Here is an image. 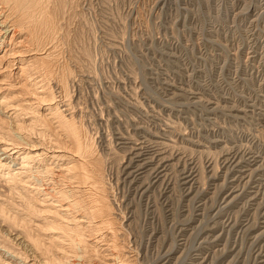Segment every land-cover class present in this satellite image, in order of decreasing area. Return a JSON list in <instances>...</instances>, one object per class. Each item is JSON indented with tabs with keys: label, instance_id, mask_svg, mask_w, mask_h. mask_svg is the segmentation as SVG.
I'll return each instance as SVG.
<instances>
[{
	"label": "rangeland",
	"instance_id": "rangeland-1",
	"mask_svg": "<svg viewBox=\"0 0 264 264\" xmlns=\"http://www.w3.org/2000/svg\"><path fill=\"white\" fill-rule=\"evenodd\" d=\"M25 1L0 0V264H264V0Z\"/></svg>",
	"mask_w": 264,
	"mask_h": 264
},
{
	"label": "bare ground",
	"instance_id": "bare-ground-1",
	"mask_svg": "<svg viewBox=\"0 0 264 264\" xmlns=\"http://www.w3.org/2000/svg\"><path fill=\"white\" fill-rule=\"evenodd\" d=\"M14 3H16V7H17V5H19L20 4V2H22V4L24 5L25 3H23L24 2V0L22 1V0H12ZM30 3L28 4L26 1V3L29 5L28 7H30V4H31V1H34V0H28ZM18 3V4H17ZM36 2L34 1V4H35ZM21 4V5H22ZM33 4V3H32ZM21 5H20V7H21ZM26 5V4H25ZM32 6H34V5H31V7ZM25 6H23L22 8H24ZM17 8H19V6L17 7ZM21 9V8H20ZM27 9V8H26ZM25 8L23 9V10H26ZM29 9V8H28ZM32 9V8H31ZM34 9V8H33ZM30 10V9H29ZM21 11H22V9H21ZM26 11H28V10H26ZM26 11L25 12H23V13H26ZM31 11H33V10H31ZM34 12V11H33ZM36 12V11H35ZM241 12V11H240ZM29 13V12H28ZM30 13H32V12H30ZM27 14V13H26ZM210 52V51H209ZM224 52V51H223ZM235 56V55H234ZM261 56V55H260ZM238 68V67H237ZM224 77V76H223ZM226 78V77H225ZM226 81V80H225ZM233 89H235V88H233ZM260 93V92H259ZM201 94V93H200ZM211 102V101H210ZM233 105V104H232ZM226 110V109H225ZM254 118V117H253ZM221 119V118H220ZM44 123V122H43ZM47 123V122H46ZM46 128V127H45ZM49 128V127H48ZM255 128V127H254ZM127 130V129H126ZM220 140V139H219ZM237 146V145H236ZM174 150V149H173ZM226 153V152H225ZM125 154V153H124ZM209 157V156H208ZM243 157V156H242ZM151 159V158H150ZM215 161V160H214ZM194 164V163H193ZM237 164V163H236ZM198 165V164H197ZM157 166V165H156ZM192 167V166H191ZM215 167V166H214ZM202 170V169H201ZM181 171V170H180ZM243 176V175H242ZM137 177V176H136ZM199 186H200V184H199ZM217 186V185H216ZM237 187V186H236ZM234 190V189H233ZM211 197V196H210ZM23 198V197H22ZM35 199V198H34ZM20 204L22 205V207H23V215H22V218H21V220L23 221V223L22 222H20V223H22V227H23V224L25 223L26 224V222H28L27 220H31L32 219V215H34V214H37V208H36V206H35V203H34V201H33V196H25L23 199H22V201L20 202ZM3 209V208H2ZM1 209V210H2ZM6 209V208H5ZM4 213V212H3ZM12 213V212H11ZM1 214V213H0ZM8 215V214H7ZM13 215V214H12ZM17 215V214H16ZM19 218L21 217V215L19 216V215H17ZM26 217H28V219L26 220L25 218ZM259 217V216H258ZM14 218H15V216H14ZM13 218V219H14ZM59 218V217H58ZM16 219V218H15ZM14 219V220H15ZM55 219H57V218H55ZM11 220V219H10ZM17 220V219H16ZM45 220V219H44ZM221 220V219H220ZM9 221V220H8ZM13 221V220H12ZM60 221V220H59ZM59 221H58V223L55 221V220H53L52 221V225L54 224V226H56V227H59V228H61L63 231H65V233L67 234H62V236H63V238H65L66 240H67V242L69 241V246H70V252H76V251H74V249L72 248L73 246H75V242H74V235H73V233H69L68 232V227H62L60 224H59ZM15 222V221H14ZM14 222H13V224H14ZM17 222V221H16ZM49 222H51V219L49 220ZM47 224H44V225H49L48 224V221L46 222ZM12 224V223H11ZM19 224V223H18ZM9 225V224H8ZM19 225H21V224H19ZM52 225L50 224V226L52 227ZM223 226V225H222ZM39 228H42V227H39ZM49 229V228H48ZM60 229V230H61ZM70 229V228H69ZM46 230H47V228H46ZM37 231V230H36ZM26 232V231H25ZM38 232V231H37ZM40 232V231H39ZM34 233H36V232H34ZM33 233V234H34ZM26 236V235H25ZM30 236H32V235H30ZM36 236H38L39 237V233H37L36 234ZM43 236V235H42ZM38 237H36V239H35V237H34V239H33V242H32V240L30 241L31 243H32V245L34 246V247H36L35 249H38L39 248V246H41V244H40V240H39V238ZM51 237V236H50ZM49 238V237H48ZM60 238H61V236H60ZM30 239H31V237H30ZM29 239V240H30ZM45 239V238H44ZM202 240V239H201ZM40 241V242H39ZM76 241V240H75ZM38 242H39V246H38ZM63 242V241H62ZM42 243V242H41ZM76 243H80L81 244V239H78V241L76 242ZM45 245V244H44ZM59 245V244H58ZM62 245V244H61ZM32 246V247H33ZM47 246V245H46ZM68 246V245H67ZM47 247H49V246H47ZM79 247H80V245H79ZM43 248H45V247H43ZM43 248H41V249H43ZM34 249V250H35ZM46 249V248H45ZM45 249H43V251L45 250ZM62 249V248H61ZM47 250V249H46ZM50 250H52V249H50ZM41 251V250H40ZM49 251V250H48ZM65 251V250H64ZM69 251V250H68ZM167 251V250H166ZM42 252V251H41ZM46 252V251H45ZM48 253V252H47ZM61 253H63V251L61 252ZM42 254H44V252H42ZM49 254V253H48ZM45 256V255H44ZM68 255H67V253L65 252L64 254H62V257L63 258H66ZM82 262L80 263V261H79V263H77L76 262V264H84L83 263V258H82V260H81Z\"/></svg>",
	"mask_w": 264,
	"mask_h": 264
}]
</instances>
